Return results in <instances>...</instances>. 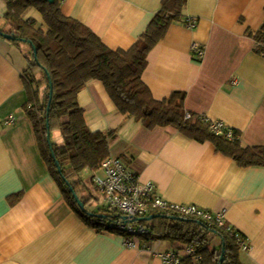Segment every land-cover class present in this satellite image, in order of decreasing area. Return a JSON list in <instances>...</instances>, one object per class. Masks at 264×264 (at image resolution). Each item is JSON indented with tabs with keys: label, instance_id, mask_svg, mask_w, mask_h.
Wrapping results in <instances>:
<instances>
[{
	"label": "crops",
	"instance_id": "crops-1",
	"mask_svg": "<svg viewBox=\"0 0 264 264\" xmlns=\"http://www.w3.org/2000/svg\"><path fill=\"white\" fill-rule=\"evenodd\" d=\"M60 1L66 16L116 50L139 39L163 0ZM7 8L0 0V17ZM24 17L46 28L37 8ZM189 18L197 19L192 28ZM263 24L264 0H188L182 18L149 53L143 81L156 99L185 92L187 112L223 121L239 132L244 146H263L264 56L256 51L255 37ZM194 42L205 48L203 58L193 53ZM28 49L0 34V264H165L159 253L184 246L138 238L137 246L129 247L125 234L98 231L66 200L25 110ZM77 97L91 130L115 132L110 156L129 155L139 180L153 182L156 194L170 203L226 210V223L250 245L241 261L264 264V165L239 166L210 141L173 125L147 127L121 113L100 80L88 82ZM11 115L15 121L6 123ZM62 141L61 135L56 143ZM83 182L77 194L91 204L89 183L96 186L84 175ZM100 200L105 208L104 197Z\"/></svg>",
	"mask_w": 264,
	"mask_h": 264
},
{
	"label": "trees",
	"instance_id": "trees-1",
	"mask_svg": "<svg viewBox=\"0 0 264 264\" xmlns=\"http://www.w3.org/2000/svg\"><path fill=\"white\" fill-rule=\"evenodd\" d=\"M5 1L7 12L0 19L9 28L4 30L0 25V31L10 34L9 40L16 46H29L28 66L22 73L28 94L25 110L34 124L42 155L68 203L98 231L121 233L111 225L116 219L115 211L110 208L90 211L89 200L79 196L86 210L82 209L70 188L77 192L78 187L84 186V173L94 171L110 156V141L116 135L114 131H93L85 122L77 96L91 80L103 82L121 113L142 120L149 128L173 125L192 138L210 141L217 151L232 157L239 166L264 165V145L244 146L239 132H235L233 139L214 134L197 114L190 112L192 116L186 118L185 92L176 91L169 98L156 99L143 81L149 53L170 26L182 18L188 0H163L139 39L129 49L116 50L109 48L88 26L66 16L60 0ZM30 7L41 12L46 28L35 19L24 17ZM255 37L256 51L264 56V24ZM54 130L60 131L61 144L49 143L48 131L51 134ZM20 196L21 193L15 195L17 199ZM152 214L157 216L151 222L136 219L140 224L153 226L152 234L140 238L145 242L168 240L182 246L193 243L202 259L195 261L185 256L182 264H244L241 246L230 232L173 210L159 209ZM214 238L218 241L210 245Z\"/></svg>",
	"mask_w": 264,
	"mask_h": 264
},
{
	"label": "built area",
	"instance_id": "built-area-1",
	"mask_svg": "<svg viewBox=\"0 0 264 264\" xmlns=\"http://www.w3.org/2000/svg\"><path fill=\"white\" fill-rule=\"evenodd\" d=\"M196 18L188 19V26L194 27ZM195 56L203 58L205 48L198 42L191 46ZM192 114L187 113L186 118ZM202 120L209 124L211 132L222 135L226 138H235V131L229 128L221 120H212L205 115H198ZM14 116H10L6 123H13ZM92 182L100 189L105 201V208L115 211L116 219L111 224L116 230L127 236L126 245L129 247L137 246V239L142 235L152 234L153 226L136 222L137 218L149 216L156 210H173L183 216H196L209 223H213L221 229L230 232L234 236L242 251H247L250 247L245 236L226 223V210L209 211L196 205H179L170 203L156 194V186L151 181L139 180L132 168L129 155L124 157L109 156L103 159L98 167L92 171ZM165 264H182L185 256L200 261L202 255L196 245L188 244L181 248H174L158 254Z\"/></svg>",
	"mask_w": 264,
	"mask_h": 264
},
{
	"label": "rangeland",
	"instance_id": "rangeland-1",
	"mask_svg": "<svg viewBox=\"0 0 264 264\" xmlns=\"http://www.w3.org/2000/svg\"><path fill=\"white\" fill-rule=\"evenodd\" d=\"M60 132V131H59ZM51 141L52 142H58L61 141V135L59 133V135H57L55 133V131L52 133L51 135ZM94 175V173L92 171H86L84 173V179L87 183L92 182V176ZM94 184V183H93ZM89 189H90V193L92 195H94L93 199L91 200L92 203L88 204V208L94 209L95 211H98L99 209H102V207H100V203H101V197L103 196L102 192H100L96 187H94L91 183H89ZM78 193H80L78 191ZM81 194V193H80ZM99 198V199H98ZM151 222V220L149 221ZM210 237H212V235H210ZM216 241H218L217 238H214L213 241L211 242L210 245H215ZM171 242V241H170ZM174 243V242H172Z\"/></svg>",
	"mask_w": 264,
	"mask_h": 264
},
{
	"label": "water",
	"instance_id": "water-1",
	"mask_svg": "<svg viewBox=\"0 0 264 264\" xmlns=\"http://www.w3.org/2000/svg\"><path fill=\"white\" fill-rule=\"evenodd\" d=\"M50 1H53V0H50ZM0 34L3 35V36L6 37V38H10V37H11L10 34L3 33L2 31H0ZM51 99H52V90H51V92H50V101H51ZM48 141H49V143L51 142V134H50V131H48ZM57 164H58V169L61 171V166L59 165L58 162H57ZM68 183H69V181H68ZM70 188H71V190H72V192H73V196H74L75 200L77 201L78 205H79L82 209L86 210V209H85V204H84V202L81 200V198L79 197V195L77 194V192L73 189V187H70ZM90 214H91L92 216H102V215H100V214H98V213H90ZM156 216H157V215L152 214V215H149V216L141 217V219L146 220V221H150V220H153ZM222 259H223V258H222Z\"/></svg>",
	"mask_w": 264,
	"mask_h": 264
}]
</instances>
